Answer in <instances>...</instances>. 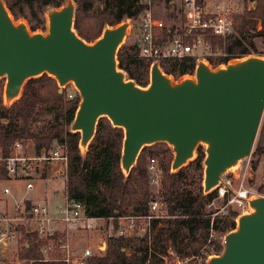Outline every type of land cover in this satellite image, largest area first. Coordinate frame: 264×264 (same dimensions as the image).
I'll list each match as a JSON object with an SVG mask.
<instances>
[{
    "label": "water",
    "instance_id": "95a60500",
    "mask_svg": "<svg viewBox=\"0 0 264 264\" xmlns=\"http://www.w3.org/2000/svg\"><path fill=\"white\" fill-rule=\"evenodd\" d=\"M75 9L73 0H66L47 10L45 30L38 32L15 20L0 0L4 105L16 102L26 82L42 75L57 83L60 95L71 84L80 101L69 130L79 133L82 155L101 118L123 131L124 176L145 147L166 144L173 155L171 173L193 161L202 147L203 195L212 193L223 176L246 162L264 112V56L248 55L215 69L199 60L192 76L178 80L153 62L149 83L141 87L117 62L131 22L107 26L88 43L74 30ZM206 264H264V196L248 199V212L236 217L221 254Z\"/></svg>",
    "mask_w": 264,
    "mask_h": 264
},
{
    "label": "trees",
    "instance_id": "16d2710c",
    "mask_svg": "<svg viewBox=\"0 0 264 264\" xmlns=\"http://www.w3.org/2000/svg\"><path fill=\"white\" fill-rule=\"evenodd\" d=\"M66 0H4L15 20L14 9L22 3L36 4L41 10L61 7ZM246 7L234 17V34L226 42L227 52L232 59H241L255 53L253 40L264 41V0H243ZM76 9L74 30L84 41L90 43L97 39L107 26H116L126 20L133 24L137 21L144 6L139 0H108L101 9L93 11L94 0H73ZM252 4V7L247 5ZM258 25L261 29L258 30ZM31 31L36 29L29 26ZM44 28H42L43 30ZM173 28L164 27L155 30L157 43L168 42L173 36ZM139 43L122 45L117 53L120 70L136 85L145 87L149 83V71L152 62L139 58ZM257 53V52H256ZM258 54L264 55V50ZM226 63V62H224ZM197 61L192 57L180 61L160 60L159 66L166 75L178 80L186 75H193ZM78 94L71 100H65L64 94H58L57 83L47 75L26 82L21 97L6 106L0 101V152L8 156L16 142H23L37 154L45 147L51 148L55 143H66L68 154V175L65 192L86 207L92 217H115L118 215H145L147 205L152 200L149 188L147 162L149 157H159L162 170L161 201L168 216L175 217L177 229H187L190 244L182 248L183 239L179 230L162 228L163 239L160 240L159 252L164 254L172 247L179 257L196 253L205 245L208 237L210 215L204 214V207L212 200L214 193L203 195L201 187L192 192L184 175V168L171 173L172 152L166 144H156L142 149L135 166L128 176L120 168V155L123 131L113 128L106 118L99 119L93 140L86 154L82 155L78 144L79 133H71L69 127L74 119L79 104ZM34 107L46 108L54 119L43 126L41 134L29 130L31 111ZM11 114V116L9 115ZM20 120V124H14ZM204 150L199 147L196 158L189 165L202 171ZM264 161V112L260 121L256 139L250 154V167L256 171L260 161ZM3 168H0V180H7ZM257 192L264 195V182ZM29 203L26 204V207ZM237 214L215 217L213 225L216 233L225 234L235 227ZM28 226L21 228L22 237L18 241L19 256L42 258V242ZM27 231V232H26ZM132 240L112 236L106 241V250L92 258L91 264H143L147 257V248H134ZM130 255L126 254L131 248ZM186 249H189L187 252ZM223 250L222 244L217 245ZM151 264L161 262L151 254ZM51 264V263H41Z\"/></svg>",
    "mask_w": 264,
    "mask_h": 264
},
{
    "label": "built area",
    "instance_id": "2783aa9c",
    "mask_svg": "<svg viewBox=\"0 0 264 264\" xmlns=\"http://www.w3.org/2000/svg\"><path fill=\"white\" fill-rule=\"evenodd\" d=\"M139 2L144 6L138 17L139 58L159 63L160 60L180 61L192 57L197 62L204 60L211 68L233 60L227 52L226 42L234 34V17L237 12L227 0H181L180 23L173 27L172 38L163 43L156 42L155 30L167 26L155 17V0ZM67 86H71L72 91L66 87L63 94L65 100H71L76 91L71 84ZM24 148L23 142H16L8 156L0 152V168L8 176L6 181H19L24 185V193L20 197L7 186L0 191V264H91L92 258L101 254V245L105 246L112 236L129 240L142 239L148 253L143 264H151V254L161 264H206L209 258L221 254L217 245L223 246L224 242L225 234L215 232V217L247 213L248 199L262 196L256 189L247 186L250 174L245 162L223 176L222 182L213 191L210 204L219 203L221 207L211 214L205 245L196 253L182 257L172 247L160 254L152 249L155 226L167 217L160 197L162 170L158 157H149L147 162L149 188L152 192L147 213L104 218L88 215L85 205L70 198L66 192L62 195L56 191L52 193L61 200L54 205H48L46 200H30L28 193L35 189L36 180H47L44 175L49 174L50 180H60L65 186L68 175L67 145L55 143L51 148H41L37 154L31 148L32 153L25 154ZM25 225L42 242V258L19 256L18 241L22 237L21 228ZM84 233H97L98 242L93 247L80 246L73 238ZM127 255H130L129 251Z\"/></svg>",
    "mask_w": 264,
    "mask_h": 264
},
{
    "label": "rangeland",
    "instance_id": "374dc122",
    "mask_svg": "<svg viewBox=\"0 0 264 264\" xmlns=\"http://www.w3.org/2000/svg\"><path fill=\"white\" fill-rule=\"evenodd\" d=\"M106 1L108 0H94L93 11L95 12L98 9H101L106 3ZM227 1L229 5H231L234 8L237 14L242 13L246 7L243 0H227ZM180 2L181 0H155V5H154L155 17L161 19L167 27L173 28L179 25L180 23ZM247 6L251 7L253 5L249 4ZM47 10H50V9L41 10L34 3L33 4L22 3L15 7L14 12L16 16H20L18 20L24 21L25 23H27V25L34 27L36 29L35 31L40 32V31L45 30V27H46L45 13ZM42 28L44 29L42 30ZM260 29H261V26L258 25V30ZM138 41H139V20L137 19V21L134 24L131 22V27L129 28L128 35L125 38L122 45H125V46L133 45L135 42H138ZM253 44H254L255 53L252 55L264 56V55L258 54V51L260 53L261 50H264V41H261L260 39H254ZM237 60L239 59H233L229 61L228 63L235 62ZM225 65L226 64H223L222 66H217L216 68L223 67ZM169 76L175 79L174 76H171V75ZM189 76H192V75H186L183 77H189ZM4 84H5V80L0 79V101H2L3 104H4L3 102ZM67 87H69V89H71L72 91L71 86H67ZM9 116H11V114ZM53 119H54L53 114H51L48 111V109L34 107L31 111V118H30V123H29L30 132L34 134H41L43 132V126L49 123L50 121H52ZM20 122H21L20 120H14V124L19 125ZM24 146H25L24 148L25 154L32 153L27 144H24ZM189 164L190 163H188L184 168V175L187 179V183L190 184L191 186L192 192L196 193V189L198 187H201L202 189L203 170L201 172L198 170H195L194 166L189 165ZM246 164L249 167L248 171L250 174V178L248 179L247 186L257 190L258 186L262 182H264V161L261 160L259 162L258 167L256 171L254 172L252 171L250 167V157L246 160ZM49 177H50L49 174H47V175H44V179H47V180H44V181L36 180L35 181V189L29 192L27 196L30 200H33L34 202H43L44 200H46V203L48 205H54L56 203L61 202L60 197L56 198L52 195V193L56 191L59 195H62L65 192L64 183L60 180H57V181L50 180ZM6 186L11 188V190L14 191L16 196L20 197L24 193L23 191L24 185L19 181L9 182L6 180L5 181L0 180V191L3 187H6ZM210 202L204 207L203 209L204 214H209V213L213 214L217 212L218 209L221 207L219 203H214L212 205L210 204ZM218 217L220 218L223 216L219 215ZM174 221H175V217L167 215V217L161 220L159 224H156L155 233H154V236H155L154 249L157 252H159L158 245L160 244V240L164 238L161 232L162 228L168 227V228H172L175 230H179L181 234V238L183 239L182 244L180 245L182 248H185L187 244L189 245L191 243L188 233H187V229H183V228L181 230L177 229L174 226L175 225ZM98 237L99 235L97 233H84L81 235H75L73 239L79 242L80 246L88 245L89 247H93L94 244L98 242V239H97ZM131 243H133L134 248H143V247L145 248V243L140 238H136L132 240ZM131 249L132 247L128 248L126 251V254L128 251L131 252ZM105 250H106V245L105 246L104 244L101 245V253L104 252ZM186 251L188 252L189 249H186Z\"/></svg>",
    "mask_w": 264,
    "mask_h": 264
},
{
    "label": "crops",
    "instance_id": "0c3cea01",
    "mask_svg": "<svg viewBox=\"0 0 264 264\" xmlns=\"http://www.w3.org/2000/svg\"><path fill=\"white\" fill-rule=\"evenodd\" d=\"M252 7V6H251Z\"/></svg>",
    "mask_w": 264,
    "mask_h": 264
}]
</instances>
